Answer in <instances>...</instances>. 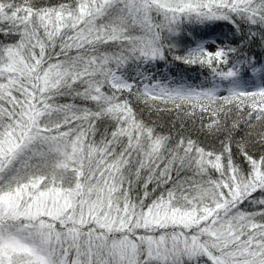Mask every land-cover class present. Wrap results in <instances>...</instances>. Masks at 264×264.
Segmentation results:
<instances>
[{"label":"snow or ice","instance_id":"obj_1","mask_svg":"<svg viewBox=\"0 0 264 264\" xmlns=\"http://www.w3.org/2000/svg\"><path fill=\"white\" fill-rule=\"evenodd\" d=\"M256 46L264 0H0V264H264Z\"/></svg>","mask_w":264,"mask_h":264},{"label":"trees","instance_id":"obj_2","mask_svg":"<svg viewBox=\"0 0 264 264\" xmlns=\"http://www.w3.org/2000/svg\"><path fill=\"white\" fill-rule=\"evenodd\" d=\"M227 33L228 37L231 38L232 34L229 32L227 26L217 27L215 29H209L204 32L197 31L193 33L188 38L183 39V43L187 46H194L197 40H208V39H215V38H223V34ZM256 53H264V48H260L256 46L254 48ZM162 72L171 73L176 76L177 79L183 77L188 79L189 81H195L197 83L204 80L205 76L208 74L206 69H201L199 66H187V65H168L162 66L160 69ZM251 83V81H249ZM208 142V141H205Z\"/></svg>","mask_w":264,"mask_h":264},{"label":"rangeland","instance_id":"obj_3","mask_svg":"<svg viewBox=\"0 0 264 264\" xmlns=\"http://www.w3.org/2000/svg\"><path fill=\"white\" fill-rule=\"evenodd\" d=\"M218 38H215V39H208L206 40L208 43H207V47H208V50L209 51H214L216 49V47L218 46L217 44H214L213 41H216ZM257 82H258V79H257Z\"/></svg>","mask_w":264,"mask_h":264}]
</instances>
